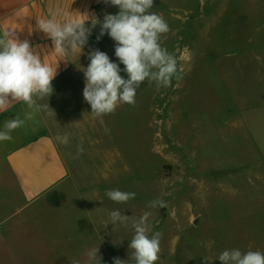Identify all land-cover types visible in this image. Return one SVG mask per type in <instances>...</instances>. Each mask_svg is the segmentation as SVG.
I'll return each instance as SVG.
<instances>
[{
    "label": "rangeland",
    "instance_id": "rangeland-1",
    "mask_svg": "<svg viewBox=\"0 0 264 264\" xmlns=\"http://www.w3.org/2000/svg\"><path fill=\"white\" fill-rule=\"evenodd\" d=\"M118 11L105 3L102 13ZM151 11L169 25L160 42L178 60L177 78L168 87L146 81L134 105L96 117L83 98L87 53L98 48L119 63L115 41H98L97 25L49 100L37 101L50 108L26 105L21 117L23 134L55 139L66 188L11 220L22 206L5 162L15 140L0 141V264H99L88 259L93 248L100 264H135L132 224L145 214L149 235L161 234L156 264H221L216 257L233 248L264 252V113L254 130L240 111L264 107V54L252 53L264 49V0H154ZM110 189L136 196L118 204ZM116 209L126 223L112 224Z\"/></svg>",
    "mask_w": 264,
    "mask_h": 264
},
{
    "label": "clouds",
    "instance_id": "clouds-1",
    "mask_svg": "<svg viewBox=\"0 0 264 264\" xmlns=\"http://www.w3.org/2000/svg\"><path fill=\"white\" fill-rule=\"evenodd\" d=\"M116 6L117 14H105L102 20L87 13L73 16L63 11H53L46 18L37 20V27L52 41L54 52L60 60H67L69 52L80 55L88 43L92 30L99 25V41L107 34L115 41V56L119 63L110 60L107 53L92 49L87 53L90 63L83 68L85 87L83 98L90 105L96 117L112 114L121 104L134 105L137 89L144 82L155 83L157 87H168L180 72L178 60L161 44V37L170 31L166 20L151 11L154 0H104ZM60 17H64L61 19ZM87 22V23H86ZM90 23V27L88 26ZM0 40V111L13 101L25 103L29 108H50L48 102L37 104L53 94L52 81L58 63L53 67L45 62L37 47L28 40L21 41L12 31L4 33ZM120 64L124 68H120ZM126 73L127 78L121 74ZM26 118H31L28 114ZM25 123L19 116L5 121L0 129V141L11 140V133ZM64 144L67 137L58 138ZM83 151V147H79ZM106 196L115 203H127L134 199V192L110 189ZM112 224L126 223L128 216L119 209L110 212ZM148 214L134 221V235L129 242L135 264H156L160 253L161 234L154 232L147 222ZM99 248L88 251L89 261H96ZM206 262H209L204 257ZM215 260L221 264H264V252L239 248L225 249ZM114 264H127L119 258Z\"/></svg>",
    "mask_w": 264,
    "mask_h": 264
},
{
    "label": "crops",
    "instance_id": "crops-1",
    "mask_svg": "<svg viewBox=\"0 0 264 264\" xmlns=\"http://www.w3.org/2000/svg\"><path fill=\"white\" fill-rule=\"evenodd\" d=\"M104 4V0H0V40L5 39V32L12 31L21 41L28 40L37 47L42 58L45 56L46 63L53 67L58 63L52 81L54 84L71 71L72 52L67 54V60H60L61 58L52 52L54 49L52 41L38 29L37 20L48 17L53 11L71 13L73 16L77 15L76 12L87 13L102 20ZM88 26H91L90 23ZM233 47V57L238 58L240 51L234 44ZM257 49L252 52L254 55L264 54V49L260 50V47ZM25 107V103L13 101L6 110L0 111V129L6 120L16 116L21 118L25 113ZM244 110L240 108L243 112V124L249 129L251 126L254 127L255 119L263 121L257 115L264 113V107ZM11 136L15 142L5 153V162L22 206L8 218L9 220L43 201L50 194L65 190L69 179L67 162L49 132L23 134L18 128ZM260 136L257 135L256 138L259 139Z\"/></svg>",
    "mask_w": 264,
    "mask_h": 264
}]
</instances>
